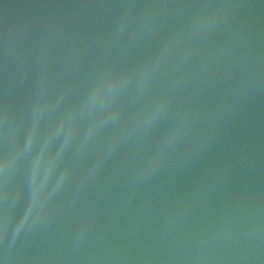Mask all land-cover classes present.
Instances as JSON below:
<instances>
[{
  "label": "water",
  "instance_id": "water-1",
  "mask_svg": "<svg viewBox=\"0 0 264 264\" xmlns=\"http://www.w3.org/2000/svg\"><path fill=\"white\" fill-rule=\"evenodd\" d=\"M0 264H264V0H0Z\"/></svg>",
  "mask_w": 264,
  "mask_h": 264
}]
</instances>
